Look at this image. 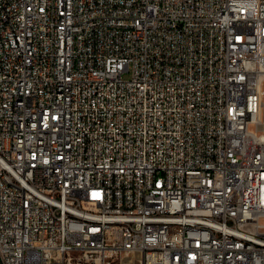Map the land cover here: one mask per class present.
I'll use <instances>...</instances> for the list:
<instances>
[{
	"label": "built area",
	"instance_id": "built-area-1",
	"mask_svg": "<svg viewBox=\"0 0 264 264\" xmlns=\"http://www.w3.org/2000/svg\"><path fill=\"white\" fill-rule=\"evenodd\" d=\"M260 126L264 0H0V264H264Z\"/></svg>",
	"mask_w": 264,
	"mask_h": 264
},
{
	"label": "bare ground",
	"instance_id": "bare-ground-1",
	"mask_svg": "<svg viewBox=\"0 0 264 264\" xmlns=\"http://www.w3.org/2000/svg\"><path fill=\"white\" fill-rule=\"evenodd\" d=\"M261 129H264V126H260Z\"/></svg>",
	"mask_w": 264,
	"mask_h": 264
},
{
	"label": "rangeland",
	"instance_id": "rangeland-1",
	"mask_svg": "<svg viewBox=\"0 0 264 264\" xmlns=\"http://www.w3.org/2000/svg\"><path fill=\"white\" fill-rule=\"evenodd\" d=\"M126 77H129V76H126Z\"/></svg>",
	"mask_w": 264,
	"mask_h": 264
}]
</instances>
